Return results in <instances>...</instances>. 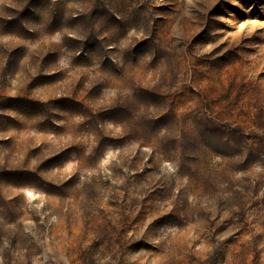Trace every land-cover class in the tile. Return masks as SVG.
I'll list each match as a JSON object with an SVG mask.
<instances>
[{"label": "rangeland", "instance_id": "obj_1", "mask_svg": "<svg viewBox=\"0 0 264 264\" xmlns=\"http://www.w3.org/2000/svg\"><path fill=\"white\" fill-rule=\"evenodd\" d=\"M0 264H264V0H0Z\"/></svg>", "mask_w": 264, "mask_h": 264}]
</instances>
